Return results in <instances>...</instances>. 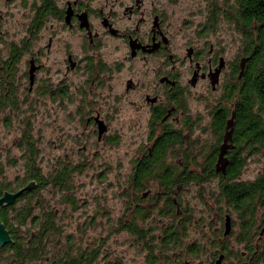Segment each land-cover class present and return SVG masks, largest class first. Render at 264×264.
<instances>
[{
	"label": "flooded vegetation",
	"instance_id": "1",
	"mask_svg": "<svg viewBox=\"0 0 264 264\" xmlns=\"http://www.w3.org/2000/svg\"><path fill=\"white\" fill-rule=\"evenodd\" d=\"M10 1L6 0L7 4ZM178 1L31 0L33 7L25 10L21 26L24 36L11 42L4 37L9 31L2 29L6 15L0 10V110L9 111L5 121L10 126L12 115L21 111L23 103L37 109L43 98L50 97L65 110L74 106L67 114L77 135L53 158L49 172L40 167L43 174L73 177L100 170V146L107 141L118 144L126 126L143 128L139 140L134 141L128 174H117L115 179L120 203L123 201L115 226L141 245L149 264L151 258L158 262L172 256L179 264H243L248 258L246 246L235 256L234 247L244 243H235L232 237V214L225 212V220L222 214L223 205L230 208L222 185L226 175L232 174L237 153L234 129L224 155L225 171H218L217 163L230 119L220 105L232 98L234 80L236 85L245 80L248 60L242 76L241 61L249 55L245 47L240 60L229 59L224 45L215 41V5L211 22L203 24L190 18L174 20L178 15L171 6ZM228 1L232 12L234 1ZM54 47L63 55L64 69L56 72L55 64H50ZM75 75L81 80L75 82ZM215 79L218 83L213 86ZM98 89L103 92L95 91ZM193 98H200L202 110L192 112ZM102 108L119 116L117 138L110 136L111 118ZM88 130L91 137L96 136L97 144L87 137L80 141ZM61 142L58 137L55 144ZM38 149L36 146L37 153ZM98 174L100 177V171ZM171 174L177 177L171 180ZM187 174H201L206 181L187 182ZM208 174L215 175L208 179ZM211 183L212 188L207 186ZM195 187L200 194L190 197V189ZM184 195L202 206L203 220L212 212L210 221L221 220L215 230L209 223L200 227L192 244L186 243ZM16 201L18 207L21 201ZM176 227L181 240L178 248L171 242ZM254 233L255 239H261L264 226Z\"/></svg>",
	"mask_w": 264,
	"mask_h": 264
},
{
	"label": "rangeland",
	"instance_id": "2",
	"mask_svg": "<svg viewBox=\"0 0 264 264\" xmlns=\"http://www.w3.org/2000/svg\"><path fill=\"white\" fill-rule=\"evenodd\" d=\"M10 2V4H7L8 2L6 0H0V10L6 15L2 29L3 31H9V34L4 36L8 42H11V40L19 41L24 36V31L21 28L24 23V12L33 7L31 0H11ZM214 5L217 18V36H214L215 41L218 44L224 45L227 58L238 57L240 60L245 50L244 37L239 33L236 25L227 18V16L233 17L234 14L222 11V9L225 10L231 5L228 0H208L207 3L201 0H179L173 7L171 6V9L178 15L177 19L174 17L176 21L179 18L180 20L190 18L194 19L195 23L204 21L203 24H207L212 20L209 18ZM223 14H226V16ZM56 48H53L50 56V64H55L53 66V72L64 69L61 63L63 55L58 51L56 52ZM72 78L75 82L81 80V77H77L76 75L72 76ZM115 90L117 92L116 87ZM95 91L98 93L103 92L100 89ZM220 92L216 94V97L220 96ZM41 101V106L37 109L28 107L27 103H23L21 111L17 114L15 113L16 115H12L14 118L10 126L5 121L9 111L0 110V181H6L13 188L16 187V189L19 188V184H24L22 181L25 168V147H22L23 133L28 131L34 138L32 139L35 142V148L36 146L37 148L39 147L37 160L45 172L51 170L53 158L60 155L72 143L74 135H77V130L69 122L67 114V110L73 108V105H69L67 110H65L53 102L50 97L43 98ZM199 101L200 98L192 99V112L197 109H203V104ZM102 110L111 118L110 136L117 138V134H120L119 116L116 113L109 114L103 108ZM134 114L130 113L131 116H134ZM129 129L131 130L128 131ZM143 131L144 129L138 125L133 127L126 126L124 128L126 134L124 136L120 134L122 139L118 144H111L107 141L103 146L99 147L102 153L100 170L95 169L92 170L93 172L88 170L84 174L73 175V189L71 193H73L75 199L79 202V206L75 211L72 210L70 205L61 202L64 194L58 189L47 188L43 191V195L50 203V207H53L54 210L59 209L56 222L60 224L62 233L56 236L53 245L65 243L69 236H71L82 247L90 251L94 249L98 250L99 255L94 264H149V259L146 258L145 253L141 249V245L133 241L126 234H123L115 226V220L117 219L118 213L122 211L123 203V201L120 203L121 196L115 187V179L117 174H128L131 164L130 159L134 154L136 146L134 145V141L136 139L139 140V134ZM86 134L84 133L82 135L83 138L80 141H83L87 137L86 139L92 138L96 143V136L91 137L90 130ZM58 137H62L63 142L55 144ZM91 142L93 144V140ZM263 169L264 157L262 154H257L249 159L246 169L242 174V179L253 180ZM99 171L101 174L100 177L98 174ZM213 185L214 183L207 184L210 188ZM190 190H192L191 193H189ZM190 190L187 191L190 197H193L195 193L200 194L197 187ZM184 196V206H187L186 229L188 236L186 237V243L192 244L191 242L198 237L200 227L203 228L204 224L209 223V226H212L215 230V225H218L217 223L221 220H215L216 223L210 221L215 212L209 213L211 217L208 216L207 220H203L205 217L202 218L199 212V206H202L196 205L190 197L187 198L186 195ZM222 210L223 220H225V212L232 214L234 226L232 237L236 243L241 227L240 219L232 207L228 208L225 204ZM217 213H221V210ZM257 215L258 223L264 226V207H258ZM28 230H32L30 221L23 228L24 232ZM259 233L260 231L258 230L257 235ZM254 241L256 243L258 241L264 245V235H262L261 239L258 236ZM245 246V244L236 245L234 247L235 256L245 251V249L243 250ZM158 262V264H179L174 256L161 258ZM34 264L40 263L35 262ZM261 264H264V258Z\"/></svg>",
	"mask_w": 264,
	"mask_h": 264
},
{
	"label": "trees",
	"instance_id": "3",
	"mask_svg": "<svg viewBox=\"0 0 264 264\" xmlns=\"http://www.w3.org/2000/svg\"><path fill=\"white\" fill-rule=\"evenodd\" d=\"M233 1L234 11L229 12V8L222 11L234 14L233 17L227 16V18L236 25L237 30L244 37L249 59L245 80L239 85H236L237 81L234 80L230 89L232 98L227 99L228 104L220 105L221 110L224 109L225 117L231 118L232 114H235L234 141L237 152L233 159L232 174H227L224 178L222 194L228 206L238 215L243 228L237 238V243H244L248 252L249 259L246 258L243 264H259L264 258V245L256 243L253 234H255L254 229L259 226L258 207H264V169L253 180H243L242 174L248 159L257 154H262L264 157V0ZM32 138L28 131L23 133L22 147H25L26 169L22 177L24 184H19V188L16 189L10 183L0 181V197L6 191H16L30 183L35 184L34 188L25 191L18 198L21 201L20 206L16 207L17 203H15L0 208V219L12 237V243L0 247V264H34L35 262L94 264L99 255L98 250L90 251L82 247L71 236L65 243L53 245L56 236L62 233V228L56 222L58 217L56 210L50 207L43 191L47 188L60 189L64 194L61 202L69 204L73 211L78 208L79 202L71 193L73 189L71 174L42 173L37 163L38 153ZM214 175L208 174L207 177L210 179ZM187 176V182L206 181V176L201 174H187ZM176 177L177 175L171 174V180ZM29 221L32 230L24 232L23 228ZM175 231L176 234L171 242L175 248H178L181 240L177 227ZM150 249L155 250L152 247ZM150 262L156 264L157 261L151 258Z\"/></svg>",
	"mask_w": 264,
	"mask_h": 264
},
{
	"label": "water",
	"instance_id": "4",
	"mask_svg": "<svg viewBox=\"0 0 264 264\" xmlns=\"http://www.w3.org/2000/svg\"><path fill=\"white\" fill-rule=\"evenodd\" d=\"M248 58H244L241 61V69H242V73L240 76H242L243 71L245 69L246 63H247ZM218 83V79H215L213 81V86H215ZM234 118H235V114H233V116L228 120V132L226 133V138H225V142L224 144L221 146V154L220 157L218 159V163H217V170L218 171H225V167H226V163L227 160L225 158V153L227 151L228 148V141H230V139L232 138V132L234 129ZM104 131V129H101V133ZM35 184L34 183H30L27 186H25L24 188L16 191V192H10V191H6L4 192V194L0 197V208L2 207H7L10 205H13L15 203V201L22 196V194L27 191V190H31L32 188H34ZM227 227L228 230L230 229V220L228 218V223H227ZM9 243H12V237L10 232L7 230L5 224L1 221L0 219V247H3Z\"/></svg>",
	"mask_w": 264,
	"mask_h": 264
}]
</instances>
